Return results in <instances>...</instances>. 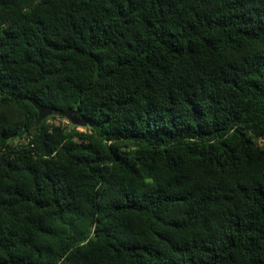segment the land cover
Wrapping results in <instances>:
<instances>
[{
    "label": "trees",
    "instance_id": "16d2710c",
    "mask_svg": "<svg viewBox=\"0 0 264 264\" xmlns=\"http://www.w3.org/2000/svg\"><path fill=\"white\" fill-rule=\"evenodd\" d=\"M0 264H264V0H0Z\"/></svg>",
    "mask_w": 264,
    "mask_h": 264
},
{
    "label": "water",
    "instance_id": "95a60500",
    "mask_svg": "<svg viewBox=\"0 0 264 264\" xmlns=\"http://www.w3.org/2000/svg\"><path fill=\"white\" fill-rule=\"evenodd\" d=\"M29 101L37 110V117L34 123L35 126H38L43 119L54 113L52 107L48 105L41 104L40 102L36 101L33 98H30ZM55 113H57L58 116L67 119L68 122L71 123L72 125L81 126V127H84L86 125L85 118L79 116L80 113L79 109L67 108L64 110L56 111ZM23 133H24L23 130H19L17 133L14 134V137L20 138L22 137Z\"/></svg>",
    "mask_w": 264,
    "mask_h": 264
},
{
    "label": "rangeland",
    "instance_id": "374dc122",
    "mask_svg": "<svg viewBox=\"0 0 264 264\" xmlns=\"http://www.w3.org/2000/svg\"><path fill=\"white\" fill-rule=\"evenodd\" d=\"M47 117H48V116H47ZM50 120H51V121H54L55 123H59V122H61V123L65 124V125H67V124H71V123L68 122L67 119H65V118H61V117H59V116H56V118H54V119H50ZM77 128H78L79 130H84V127H81V126H77Z\"/></svg>",
    "mask_w": 264,
    "mask_h": 264
}]
</instances>
